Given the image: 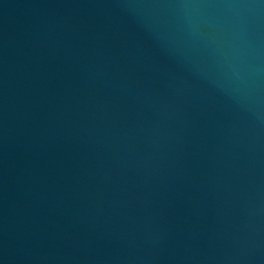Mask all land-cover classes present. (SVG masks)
<instances>
[{
	"label": "water",
	"instance_id": "1",
	"mask_svg": "<svg viewBox=\"0 0 264 264\" xmlns=\"http://www.w3.org/2000/svg\"><path fill=\"white\" fill-rule=\"evenodd\" d=\"M0 264H264V0H0Z\"/></svg>",
	"mask_w": 264,
	"mask_h": 264
}]
</instances>
